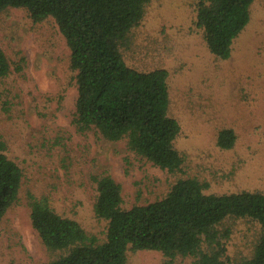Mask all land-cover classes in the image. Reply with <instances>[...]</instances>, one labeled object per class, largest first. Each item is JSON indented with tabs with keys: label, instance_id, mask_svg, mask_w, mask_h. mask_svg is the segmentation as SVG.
Instances as JSON below:
<instances>
[{
	"label": "rangeland",
	"instance_id": "obj_1",
	"mask_svg": "<svg viewBox=\"0 0 264 264\" xmlns=\"http://www.w3.org/2000/svg\"><path fill=\"white\" fill-rule=\"evenodd\" d=\"M198 0H151L120 51L139 70H168V113L180 130L173 141L181 169L167 172L129 150L72 123L77 88L70 50L53 17L34 20L27 9L0 13V46L10 64L0 81V137L21 167L18 198L0 220V264H41L63 251L45 247L30 221L31 195L46 197L59 214L77 220L99 241L107 221L96 216L94 175L120 185L121 207L162 197L179 178L206 182L205 192H264V0H253L248 23L227 59L207 48L196 26ZM222 128L233 129L229 149L217 145ZM218 229L225 258L248 257L260 234L257 221L228 217ZM192 256L128 248L125 264H190Z\"/></svg>",
	"mask_w": 264,
	"mask_h": 264
},
{
	"label": "trees",
	"instance_id": "obj_2",
	"mask_svg": "<svg viewBox=\"0 0 264 264\" xmlns=\"http://www.w3.org/2000/svg\"><path fill=\"white\" fill-rule=\"evenodd\" d=\"M151 0H0L27 9L34 20L54 18L70 50L69 65L77 88L72 123L77 131L94 130L108 140L125 139L129 150L170 173L181 169L174 147L180 124L168 113V70H139L120 51ZM253 0H198L195 24L209 51L227 59L232 43L249 21ZM10 64L0 46V81ZM231 128L217 134V145L231 148ZM0 137V220L16 202L22 169L6 152ZM94 212L107 221L105 239L56 212L46 197H30V221L45 247L63 251L41 264H125L126 251L159 250L168 257L192 256L190 264H264V192H205L195 177L177 179L160 198L122 208L120 185L109 174L94 175ZM228 217L258 222L260 234L252 253L236 263L225 258L218 229ZM157 264H170L162 261Z\"/></svg>",
	"mask_w": 264,
	"mask_h": 264
}]
</instances>
